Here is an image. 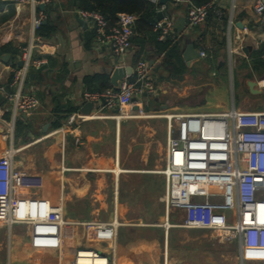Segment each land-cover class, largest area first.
<instances>
[{"label":"crops","instance_id":"obj_1","mask_svg":"<svg viewBox=\"0 0 264 264\" xmlns=\"http://www.w3.org/2000/svg\"><path fill=\"white\" fill-rule=\"evenodd\" d=\"M256 3L215 0L212 14L196 27L189 26L186 3H169L167 14L180 59L165 68L153 43L147 42L138 57L135 43L124 57L108 48L97 49L91 23L79 17L75 0H52L39 6L32 0H1L0 86L10 89L19 52L33 37V17L44 13L43 24L49 19L54 31L45 38L47 63L33 69L26 82L27 92L40 100V106L15 119L14 133L6 141L0 128V158L9 147L18 149L13 165L23 176L16 197L62 203L66 227L60 252L37 251L30 226L9 229L0 221V264H73V254L81 248L105 252L112 264H264V254L258 259L242 257L239 244L215 233L175 227L184 213L167 215L166 183L160 173L166 123H157L158 118H120L102 100L84 99L85 92L113 88L110 79L116 68L130 66L135 72L137 63L145 60L159 88L156 96L136 97L148 114L264 112V72L251 64V55L264 43V23L254 10ZM188 44L208 56L188 65L183 57ZM246 47L252 50L245 53ZM97 76L107 79L92 82ZM249 80L257 82L261 94L250 91ZM6 106L0 94L1 117L11 122ZM84 111L97 117L82 124L83 145L76 147L70 135L64 139L56 131L69 113ZM113 220L120 226L112 242L96 239L82 225ZM203 232L209 234H199Z\"/></svg>","mask_w":264,"mask_h":264},{"label":"built area","instance_id":"obj_2","mask_svg":"<svg viewBox=\"0 0 264 264\" xmlns=\"http://www.w3.org/2000/svg\"><path fill=\"white\" fill-rule=\"evenodd\" d=\"M160 5L163 14L154 30L160 32L159 40H177L173 22L167 14L169 3H186L190 27L201 25L208 17L209 5L197 6L188 0H147ZM52 0H32L34 6L48 5ZM264 23V0H257L254 8ZM79 17L91 23L97 49L108 48L118 57L126 56L133 48L135 25L138 17L122 13L111 24L96 11L77 10ZM46 19L44 13L35 15L28 45L19 54L22 66L15 67L10 89L0 86V94L8 103L12 121L4 120L0 109L1 139L6 141L14 133L15 119L28 115L40 106V100L27 92L26 82L33 69L47 63L48 44L37 34ZM35 34V35H34ZM34 53L38 56H34ZM200 52V57H207ZM135 79L128 77L118 87L103 92H85L88 102L102 100L104 107H119L120 118L166 121L164 167L160 173L165 178L163 201L166 213L183 212L184 219L175 225L187 230L215 233L228 243L240 246L242 257L258 259L264 254V112L222 113H166L148 114L144 103L136 97L156 96L159 92L145 60L137 63ZM264 88V83L262 85ZM97 115L72 113L56 133L65 139L73 138L76 147L83 145L82 124ZM18 149L9 147L0 158V221L9 229L14 225L30 226L35 236L37 251L62 250L66 221L64 206L43 203L37 199L17 198L16 186L23 173L14 168L13 159ZM88 234L100 241L112 242L118 237L119 223L89 221L82 224ZM246 254V255H245ZM73 264H112L109 256L95 248H81L75 253Z\"/></svg>","mask_w":264,"mask_h":264},{"label":"trees","instance_id":"obj_3","mask_svg":"<svg viewBox=\"0 0 264 264\" xmlns=\"http://www.w3.org/2000/svg\"><path fill=\"white\" fill-rule=\"evenodd\" d=\"M190 3L201 6L209 5L213 6L215 0H188ZM77 9L96 11L103 15L111 24H115L118 21V15L122 13L134 14L138 17L135 25V35L133 44L139 48L137 57L144 51L147 44L153 43L155 49L162 56L161 65L165 68L167 65L173 62V59H180V47L178 40L167 39L165 41L159 40L160 32L154 30V26L158 21V10L160 5H155L147 0H75ZM1 4V0H0ZM213 8V7H212ZM212 8L209 10L208 16L213 12ZM54 28L51 25L49 19L47 24H43L37 34L43 38L51 36ZM95 34H92V39L95 38ZM20 54V52H19ZM251 64L253 69L264 72V43L261 44L259 49L251 55ZM106 80L105 76H97L93 78L92 82L99 80ZM111 87L104 86L99 92H103ZM71 113L68 114V116ZM66 116L65 118H67Z\"/></svg>","mask_w":264,"mask_h":264},{"label":"water","instance_id":"obj_4","mask_svg":"<svg viewBox=\"0 0 264 264\" xmlns=\"http://www.w3.org/2000/svg\"><path fill=\"white\" fill-rule=\"evenodd\" d=\"M166 2H167L166 0L160 1L161 4H165ZM162 17H163V14L161 12H159L157 20L162 19ZM251 50H252V47L244 48L245 53H248ZM183 57H184L185 61L188 63V65H190L193 60L198 59L200 57V53L197 51V49L192 44H188L186 46L184 52H183ZM18 66L21 67L22 63L19 62ZM134 74H135V72L133 70V67H130V66L129 67H118L113 71V73L111 75L110 83L113 87L117 88L120 81H122L123 79L130 77ZM248 86H249L250 91L253 94H261L262 93L257 88V82L256 81L249 80ZM90 106H92V105H90ZM116 112L119 113V107L116 108ZM84 114L88 115L89 112L84 111Z\"/></svg>","mask_w":264,"mask_h":264},{"label":"rangeland","instance_id":"obj_5","mask_svg":"<svg viewBox=\"0 0 264 264\" xmlns=\"http://www.w3.org/2000/svg\"><path fill=\"white\" fill-rule=\"evenodd\" d=\"M235 84H236V89H238V82L237 81H235ZM237 91V93H236V97H237V100L239 101L240 99H241V97H240V94H239V92H238V90H236ZM263 96V98H264V94L262 95ZM154 104H156V103H154ZM157 105V104H156ZM163 114H166V113H164V112H158L156 115H163ZM156 122L157 123H159V124H165L166 123V121L164 120V119H162V118H158L157 120H156ZM161 171V170H160ZM162 220L163 219H161V221L160 222H162ZM200 235H204V234H209V233H199ZM73 256L75 257V253L73 254Z\"/></svg>","mask_w":264,"mask_h":264},{"label":"bare ground","instance_id":"obj_6","mask_svg":"<svg viewBox=\"0 0 264 264\" xmlns=\"http://www.w3.org/2000/svg\"><path fill=\"white\" fill-rule=\"evenodd\" d=\"M119 171H120V170L118 169L116 173H118ZM166 227H168V226H166Z\"/></svg>","mask_w":264,"mask_h":264}]
</instances>
